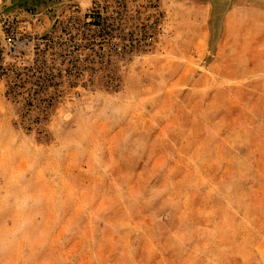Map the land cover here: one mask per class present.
<instances>
[{
  "label": "rangeland",
  "instance_id": "obj_1",
  "mask_svg": "<svg viewBox=\"0 0 264 264\" xmlns=\"http://www.w3.org/2000/svg\"><path fill=\"white\" fill-rule=\"evenodd\" d=\"M201 4L0 0V264H264V88Z\"/></svg>",
  "mask_w": 264,
  "mask_h": 264
},
{
  "label": "crops",
  "instance_id": "obj_2",
  "mask_svg": "<svg viewBox=\"0 0 264 264\" xmlns=\"http://www.w3.org/2000/svg\"><path fill=\"white\" fill-rule=\"evenodd\" d=\"M189 1L202 2L204 8H224L218 36L221 61L227 70L244 74L242 86L264 88V0Z\"/></svg>",
  "mask_w": 264,
  "mask_h": 264
},
{
  "label": "trees",
  "instance_id": "obj_3",
  "mask_svg": "<svg viewBox=\"0 0 264 264\" xmlns=\"http://www.w3.org/2000/svg\"><path fill=\"white\" fill-rule=\"evenodd\" d=\"M43 89H38V88H35L34 91L36 92V98L39 99L40 97L38 96L40 94V92L42 91ZM56 97L54 95H49L47 98L43 99L44 101H46L47 105H43L42 109L43 111L47 110V108L49 107V105L52 104L53 100H55ZM31 119V118H30ZM40 119L39 117H36L34 118L33 120H38Z\"/></svg>",
  "mask_w": 264,
  "mask_h": 264
}]
</instances>
